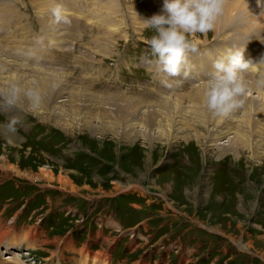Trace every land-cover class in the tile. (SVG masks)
Masks as SVG:
<instances>
[{
	"label": "rangeland",
	"instance_id": "374dc122",
	"mask_svg": "<svg viewBox=\"0 0 264 264\" xmlns=\"http://www.w3.org/2000/svg\"><path fill=\"white\" fill-rule=\"evenodd\" d=\"M28 1L35 30L39 21L51 28V7L61 2ZM98 1L103 31L95 33V47L72 49L77 33L70 26L58 47L34 48L39 57L49 51L56 55L50 67L37 62L23 68L7 63L21 61L5 56L9 49L0 46V65L8 69L0 72V87L13 79L25 86L37 82L44 97L38 108L22 98L7 113L0 110V235L12 226L1 243L14 250L0 264H20L18 259L31 264L32 258L70 264L75 244H61L74 225L76 243L83 241L80 245L87 248L78 251L83 264H94L96 258L97 264H264V105L258 94L253 102L247 96L243 108L222 118L196 95L211 76L208 61L230 48L246 46L245 56H254L258 69L255 80L253 68L246 78H264V64L258 63L264 54V23L249 4V12L224 10L213 31L195 34L200 49L189 54V76L170 78L152 63L147 40L154 33L143 23L162 11L160 0H123L125 9L120 0ZM260 12L264 16V6ZM54 32L62 31L55 27ZM39 33L31 31L30 39ZM79 52L106 63L105 68L114 62L116 75L106 74L95 84L81 79L71 59ZM53 78L58 88L51 94L46 79ZM171 79H183L182 86L166 88L163 81ZM253 90L264 98V89ZM12 115L22 122L9 144L3 125ZM243 132L246 143L237 137ZM219 134L224 136L215 139ZM48 199L61 209L56 217L43 214L40 219ZM90 202L97 203L92 210ZM89 210L92 219L79 225ZM20 246L32 248L34 256L19 258Z\"/></svg>",
	"mask_w": 264,
	"mask_h": 264
},
{
	"label": "clouds",
	"instance_id": "9594fccd",
	"mask_svg": "<svg viewBox=\"0 0 264 264\" xmlns=\"http://www.w3.org/2000/svg\"><path fill=\"white\" fill-rule=\"evenodd\" d=\"M226 3L227 0H164L162 11L143 21L145 27L154 33L147 43L157 71L170 78L182 76L186 79L190 74L189 54L198 50L199 41L194 38L195 34L206 35L213 31ZM51 13L56 24H71L70 14L62 3L54 2ZM245 50L246 46L230 48L213 65L214 71L206 82L205 105L217 116L228 117L243 108L253 86L264 89V78L255 82L246 78V73L257 63L245 59ZM258 63L264 64V54ZM7 70L5 65H0V72ZM163 84L171 90L182 86L183 79L164 80ZM22 98H27L36 108L44 99L37 82L25 86L13 79L7 86L0 87V100L3 101L0 110L7 113ZM21 122L20 117L12 115L3 125L9 144L13 143Z\"/></svg>",
	"mask_w": 264,
	"mask_h": 264
},
{
	"label": "bare ground",
	"instance_id": "6f19581e",
	"mask_svg": "<svg viewBox=\"0 0 264 264\" xmlns=\"http://www.w3.org/2000/svg\"><path fill=\"white\" fill-rule=\"evenodd\" d=\"M46 1H48V2H50L49 0H46ZM117 1V0H116ZM258 4H262V1H264V0H255ZM260 2V3H259ZM52 3V2H51ZM45 4V3H44ZM114 5V4H113ZM43 6V5H42ZM42 6H41V8H42ZM52 6V5H51ZM112 6V5H111ZM119 6V5H118ZM227 13H233L234 11L236 12V14L237 13H244V12H249L250 11V8H249V5H248V3H247V1H244V0H240V1H237V2H234V0H227V3H226V5H225V9H224ZM224 11V12H225ZM224 14V13H223ZM250 15V14H249ZM251 17V16H250ZM254 17V16H253ZM252 19H254V18H252ZM226 22V21H225ZM260 23V22H259ZM221 24V23H220ZM216 25H217V23H216ZM261 27V26H260ZM216 35L218 36V33L216 32ZM257 41H259V40H257ZM254 55V54H253ZM248 55H246L245 56V59H254V56H251L252 58H250V57H248ZM256 61H258V60H256ZM259 62V61H258ZM251 70V69H250ZM249 70V71H250ZM253 70H254V72H256L258 69H257V66H254L253 67ZM259 72V71H258ZM53 75V74H52ZM55 75V74H54ZM246 75H248V74H246ZM51 76V75H50ZM57 77H58V75H57ZM47 80V82H46V85H49V87H48V92L49 93H51V94H54V92H55V90H56V88H58V86H57V84H56V82H58V81H56V80H54V78L53 79H46ZM20 81V80H19ZM202 86H204V85H202ZM58 91V90H57ZM197 91L199 92V94H196V95H199L200 97V100H201V103H205V91H206V89L205 88H201V87H198V89H197ZM57 93V92H56ZM250 94H248L247 96H249V100L250 99H252V100H250V102H253V101H255V99L254 98H257V97H255L254 96V94H258V98H261V102H262V104L264 105V98L262 97V94L259 92V91H255V90H253V88H252V90L249 92ZM49 95V94H48ZM69 96V95H68ZM78 100H80V99H77V101ZM112 100H115V101H119V100H124V101H127L125 98H122V97H115L114 99H112ZM247 100V99H246ZM115 101H113V102H115ZM170 103H171V101H170ZM250 104V103H249ZM148 109H149V107H147ZM154 108V107H153ZM147 109V110H148ZM38 110V109H37ZM154 110V109H153ZM157 111V110H156ZM160 111V110H159ZM159 111H157V112H159ZM254 111V109L252 108V106H250L249 107V112H253ZM37 113H42V111L41 112H37ZM156 112H153L152 114H150V121H153L154 123L156 122ZM171 114V113H170ZM251 114V113H250ZM250 114L249 115H247L248 116V118L250 117ZM172 118V117H171ZM174 118V117H173ZM207 118H209V117H207ZM223 118V117H222ZM221 118V119H222ZM228 118V117H227ZM211 119V118H210ZM209 119V120H210ZM220 119V120H221ZM208 120V119H207ZM160 121V120H159ZM170 122V121H169ZM217 122V121H216ZM223 122V121H222ZM215 123V122H214ZM224 123V122H223ZM222 123V124H223ZM160 124H161V122H160ZM225 125L226 124H228V125H226V127L227 128H229V131H232L233 132V130H232V128H230L229 127V123H224ZM245 124H247L249 127H250V129H253V128H251V126H250V120L249 119H247L246 121H245ZM149 126H153V125H149ZM216 128V127H215ZM226 128V129H227ZM4 131V130H3ZM232 132L230 133V134H232ZM159 134H165V133H167V131L166 130H161V132L159 131L158 132ZM230 134H228V135H230ZM234 134V133H233ZM244 134H246V132H243V133H240L239 134V136L237 135V137H239L240 138V141H242V142H244V143H246L247 142V137L245 136L242 140H241V136H243ZM227 135V136H228ZM224 135L223 134H219V135H216V138L215 139H217V140H219L221 137H223ZM173 137V136H172ZM252 137V136H251ZM15 138H17V136L15 137ZM251 143V142H250ZM48 176H50V177H52V174H49ZM50 177H49V179H50ZM89 220H91L90 218L88 219V220H86V219H84V218H82V220L80 221V222H78V224H81L82 222H87V221H89ZM73 229H75L76 228V226L74 225L73 227H72ZM1 237L3 236V234H1L0 235ZM82 260V259H81ZM80 260V261H81ZM102 260V259H101ZM16 261H19L20 262V264H21V260L20 259H18V260H16ZM97 261V258H96V260H94L93 261V263L94 264H97L98 262H96Z\"/></svg>",
	"mask_w": 264,
	"mask_h": 264
},
{
	"label": "crops",
	"instance_id": "0c3cea01",
	"mask_svg": "<svg viewBox=\"0 0 264 264\" xmlns=\"http://www.w3.org/2000/svg\"><path fill=\"white\" fill-rule=\"evenodd\" d=\"M41 186H43V185H41ZM56 188H59V187H56ZM60 189V188H59ZM63 192V191H62ZM47 194V193H46ZM63 194H65L64 192H63ZM65 196V195H64ZM58 202H60L59 200H57ZM48 202H49V204H51V202H52V200H49L48 199ZM56 202V201H55ZM48 204V205H49ZM59 209H61V208H59L58 207V209H56V210H54V211H52L51 213H49L48 214V216H54V217H56V216H58V215H56L57 213V211L59 210ZM68 210H70V208H67ZM90 210H92V209H90ZM87 211L84 215H86V214H89L90 215V219H92V212L91 211ZM56 213V214H55ZM47 217V216H46ZM81 221V220H80ZM80 221H77V223L78 222H80ZM82 224V223H81ZM81 224H79V225H81ZM78 225V226H79ZM78 228H77V226H76V228L75 229H73V228H70L69 229V232L67 233V236L66 237H69V241H64V242H62V244H61V246H63V244L64 245H74L75 244V247H77L76 249L75 248H72V249H70V251H81V250H83V249H87V248H83V246L82 245H80V243L81 242H83V241H81V242H79L78 244L76 243V234H77V232H72V231H74V230H77ZM76 233V234H75ZM45 244H48V242L47 241H43ZM71 242H73V243H71ZM131 244H135V242H132ZM130 244V245H131ZM133 246V245H132ZM100 248H102V246H100ZM99 252H101L100 250H94V253H99Z\"/></svg>",
	"mask_w": 264,
	"mask_h": 264
}]
</instances>
